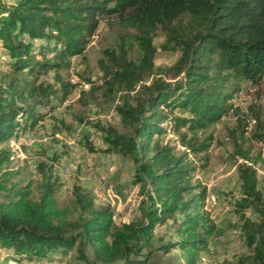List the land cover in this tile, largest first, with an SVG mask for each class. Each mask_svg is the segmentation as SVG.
<instances>
[{
    "label": "trees",
    "instance_id": "1",
    "mask_svg": "<svg viewBox=\"0 0 264 264\" xmlns=\"http://www.w3.org/2000/svg\"><path fill=\"white\" fill-rule=\"evenodd\" d=\"M109 16L118 26L134 30L142 50L138 64L122 52L110 74L112 84L126 85L128 93L152 70L157 31L180 50L171 67L173 81L159 76L143 85L132 102L123 97L116 106L123 131L99 120L91 124L100 132L102 147L89 145V150L131 159L137 215L116 224L110 206H96L92 192L74 182L76 220L67 221L57 206L59 177L42 160L37 165V199L18 188L9 189L7 199L0 201V264L67 262L74 249L76 264H150L155 231L168 222L176 238L158 249L179 250L185 264H196L222 232L205 209L207 188L196 179L205 165L197 154L210 141L180 130L204 128L233 110L230 100L236 90L231 80L258 83L264 77V0H0V57L8 58L12 70L26 71V80L58 70L69 56L84 52L99 18ZM69 85L62 83L64 98ZM46 88L0 77L1 176L10 172L8 163L20 158L1 145L47 116L38 107L48 105L55 91ZM254 119L259 121L258 116ZM245 126L234 133L231 154L240 187L233 204L236 226L248 252L236 255L231 264H264V187L257 175L264 159L261 151L244 145ZM168 133L175 134L182 150L166 138ZM1 184L0 179V189ZM248 210L256 217L247 216ZM84 244L93 257L85 254Z\"/></svg>",
    "mask_w": 264,
    "mask_h": 264
},
{
    "label": "rangeland",
    "instance_id": "2",
    "mask_svg": "<svg viewBox=\"0 0 264 264\" xmlns=\"http://www.w3.org/2000/svg\"><path fill=\"white\" fill-rule=\"evenodd\" d=\"M152 44L156 48L152 70L129 93L126 85H113L110 74L118 68L122 52L128 61L138 64L142 50L134 30L118 26L114 16L99 18L98 27L81 55L69 56L66 66L35 75L34 79L29 77L26 80V71L12 70L8 58L0 57V77L4 80L15 78L20 84H41L47 90L55 91L50 94L48 105L38 107L48 112L47 116L18 139L12 138L1 145L17 152L20 158L8 163L9 173L1 176L0 171L1 185L4 186L0 189V201L7 199L9 189L18 188L28 190L29 197L37 199L41 182L37 165L47 160L61 182L56 200L67 221L76 220L71 193L74 182L92 192L96 206L108 204L116 224L136 217L138 197L137 186L131 182V159L120 154L91 151L88 146L95 149L102 147L100 132L91 125L97 120L110 123L119 131L124 130L115 110L123 97L132 102L143 85H149L159 76L167 81L174 80L171 67L179 58L180 50L168 41L162 31L156 32ZM62 83L70 84V92L65 98ZM232 83L231 80L230 85L236 90L230 100L233 110L204 128L180 130L198 141H210L208 149L197 154L199 161L205 165L198 169L196 179L206 186L205 209L222 230L196 264H231L236 255L248 252L236 226L237 215L233 204L240 196V187L231 153L234 133L246 124L244 145L250 146L253 151H261L264 159V77L258 83L248 80ZM176 115L188 116V113L176 112ZM255 116L259 117V121H255ZM165 136L176 143L178 149L184 148L177 143L175 134ZM21 145L26 149H22ZM257 175L264 187V161L257 165ZM246 214L256 217L249 210ZM175 238L170 222L155 231L150 247L154 249L150 264H185L181 251L175 249L165 253L158 249L161 244ZM83 250L87 256L93 257L88 244L83 245ZM2 253L8 255L9 251L2 250ZM75 255L74 249L67 262L52 259L30 263L10 261L9 264H76Z\"/></svg>",
    "mask_w": 264,
    "mask_h": 264
},
{
    "label": "crops",
    "instance_id": "3",
    "mask_svg": "<svg viewBox=\"0 0 264 264\" xmlns=\"http://www.w3.org/2000/svg\"><path fill=\"white\" fill-rule=\"evenodd\" d=\"M161 228V226L159 227V228H157L156 230H158V229H160Z\"/></svg>",
    "mask_w": 264,
    "mask_h": 264
}]
</instances>
